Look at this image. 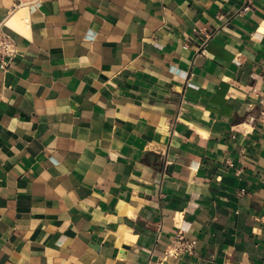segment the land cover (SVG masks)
Wrapping results in <instances>:
<instances>
[{
  "label": "crops",
  "instance_id": "obj_1",
  "mask_svg": "<svg viewBox=\"0 0 264 264\" xmlns=\"http://www.w3.org/2000/svg\"><path fill=\"white\" fill-rule=\"evenodd\" d=\"M11 6L0 264H264V0Z\"/></svg>",
  "mask_w": 264,
  "mask_h": 264
},
{
  "label": "built area",
  "instance_id": "obj_2",
  "mask_svg": "<svg viewBox=\"0 0 264 264\" xmlns=\"http://www.w3.org/2000/svg\"><path fill=\"white\" fill-rule=\"evenodd\" d=\"M11 2L10 15H14L16 12L27 9L34 11L42 4V0H8ZM211 36H208V38ZM210 39V38H209ZM208 40L204 42V47L207 45ZM21 51L15 40L8 35L0 31V70L7 73L15 64L16 59L20 55ZM260 105L264 109V95L260 99ZM197 245L196 240L187 239L183 232L177 234L172 240L167 251L168 256L180 257L181 255L188 253L192 254L195 251Z\"/></svg>",
  "mask_w": 264,
  "mask_h": 264
}]
</instances>
